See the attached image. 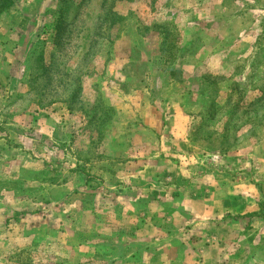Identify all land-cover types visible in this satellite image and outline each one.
<instances>
[{
	"label": "rangeland",
	"instance_id": "rangeland-1",
	"mask_svg": "<svg viewBox=\"0 0 264 264\" xmlns=\"http://www.w3.org/2000/svg\"><path fill=\"white\" fill-rule=\"evenodd\" d=\"M0 264H264V0L0 11Z\"/></svg>",
	"mask_w": 264,
	"mask_h": 264
},
{
	"label": "trees",
	"instance_id": "trees-1",
	"mask_svg": "<svg viewBox=\"0 0 264 264\" xmlns=\"http://www.w3.org/2000/svg\"><path fill=\"white\" fill-rule=\"evenodd\" d=\"M12 4V0H0V11L8 8Z\"/></svg>",
	"mask_w": 264,
	"mask_h": 264
}]
</instances>
